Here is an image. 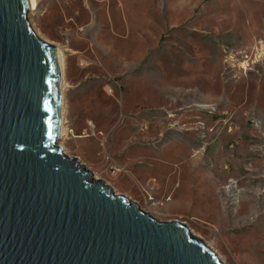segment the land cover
<instances>
[{
	"label": "rangeland",
	"instance_id": "rangeland-1",
	"mask_svg": "<svg viewBox=\"0 0 264 264\" xmlns=\"http://www.w3.org/2000/svg\"><path fill=\"white\" fill-rule=\"evenodd\" d=\"M34 1L63 152L223 264H264V0Z\"/></svg>",
	"mask_w": 264,
	"mask_h": 264
},
{
	"label": "water",
	"instance_id": "water-1",
	"mask_svg": "<svg viewBox=\"0 0 264 264\" xmlns=\"http://www.w3.org/2000/svg\"><path fill=\"white\" fill-rule=\"evenodd\" d=\"M0 0V264H223L187 225L159 222L59 144L56 48Z\"/></svg>",
	"mask_w": 264,
	"mask_h": 264
},
{
	"label": "bare ground",
	"instance_id": "bare-ground-1",
	"mask_svg": "<svg viewBox=\"0 0 264 264\" xmlns=\"http://www.w3.org/2000/svg\"><path fill=\"white\" fill-rule=\"evenodd\" d=\"M31 2V8L33 10V6L35 5V1L34 0H30ZM56 55H57V60H58V66H59V71H60V92H61V97L63 98V71H62V61H61V57L59 55V53H57V49H56ZM62 103H63V99H62ZM63 112H64V108L62 106V112H61V136L63 135Z\"/></svg>",
	"mask_w": 264,
	"mask_h": 264
},
{
	"label": "built area",
	"instance_id": "built-area-1",
	"mask_svg": "<svg viewBox=\"0 0 264 264\" xmlns=\"http://www.w3.org/2000/svg\"><path fill=\"white\" fill-rule=\"evenodd\" d=\"M116 170V169H115Z\"/></svg>",
	"mask_w": 264,
	"mask_h": 264
}]
</instances>
